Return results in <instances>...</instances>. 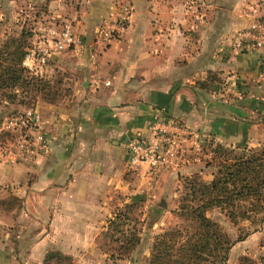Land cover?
<instances>
[{
	"label": "crops",
	"instance_id": "0c3cea01",
	"mask_svg": "<svg viewBox=\"0 0 264 264\" xmlns=\"http://www.w3.org/2000/svg\"><path fill=\"white\" fill-rule=\"evenodd\" d=\"M113 1L79 0L83 10L72 27L84 44L52 58L51 71L68 75L72 93L39 105L47 150L11 165L0 160V199L20 202L3 210L11 233L0 241V264H43L48 249L77 264L106 256L98 238L107 218L129 201V186H136L131 196L157 180L125 163L127 142L148 135L155 115L197 130L202 145L264 140V37L250 50L231 45L235 31L262 20L258 10L241 0H212L208 11L192 13L187 0H130L127 29L95 40Z\"/></svg>",
	"mask_w": 264,
	"mask_h": 264
},
{
	"label": "rangeland",
	"instance_id": "374dc122",
	"mask_svg": "<svg viewBox=\"0 0 264 264\" xmlns=\"http://www.w3.org/2000/svg\"><path fill=\"white\" fill-rule=\"evenodd\" d=\"M48 1L49 0H0V46L3 40L9 37L18 40L21 45H27L32 39V29L41 22L52 23L56 26H60L64 22H69L74 27L75 20L80 17V13L83 10L80 7L82 3H80L79 0H57L53 6L48 5ZM125 1L130 2V0H114L113 2L116 6ZM211 1L212 0H187V5L190 9V13L195 10L208 11L211 7V5H209ZM241 1L242 7L253 6L261 13V18L264 20V0ZM113 9L114 8L111 7L103 16L112 12ZM99 22L100 21L97 22L96 26ZM75 31L79 32L78 29ZM67 76L68 75L53 70L48 76L43 77V81L39 83H33L32 85H15L12 89L9 88L5 92H0V118L5 114L20 111L26 106L34 107L39 111V105L43 102H55L64 96L68 97L69 94L72 93V89L66 82V80H68V78H66ZM252 117L254 118L255 115ZM6 138L7 134L0 130V145L5 143ZM216 143L225 145L226 147H242L264 145V140L258 139V136L257 139L253 136L251 140L235 141V143L232 141L216 140L214 142L208 140L201 146V150L197 154L198 159H193V157H191L189 162L185 165L188 167L185 169L186 172L170 170L164 173H158L154 177L156 178L158 176L154 184L151 186L150 184L147 185V189H145L143 185H139L138 189L140 190L136 191L135 194L131 196L128 192L133 188L136 189V186H129V190L126 191L124 195L128 197L130 201H134L136 205L129 212L128 218L124 219V225L122 224L121 228L125 229L132 224H136L139 242L126 256L119 257L115 249H112L115 245L119 244V242L110 240L108 237L104 238L100 234L98 243L103 244L101 251L104 252L106 256L102 255V257H100L99 253H94V262L92 264H147L146 260L154 234L170 227H182L188 223L187 219L179 215L180 211L178 209L179 199L184 192L182 188L183 178L184 176L197 175L205 181L211 179L212 174L217 168L215 164L217 152L214 150ZM126 174L129 179H132L129 171H127ZM116 202L120 204L122 202V197H119V200L115 199L113 201L110 207L111 209L117 207ZM114 204H116V206ZM3 208L4 205L0 203V241L4 239V233L8 231L7 228H9L7 224L4 223L5 216L3 210L5 209ZM154 210L158 212L157 216L152 214ZM205 213L211 219L216 220L221 229L231 238L235 237L237 234L249 231L243 239L232 244L228 250L225 262L221 264H264V220L257 223V219H255V217H259L260 214H255L251 222L249 219H240L236 223H232L224 214L223 210L217 207H212L206 210ZM152 216L156 218L155 221L152 224H147V220ZM10 233L11 231H8L5 239L8 240ZM13 235H16V233ZM7 250H14L17 253L19 249L7 248ZM1 252L3 254L4 249H1ZM54 260L55 257H52L46 261L45 264H53L51 262ZM62 262L66 263V260ZM71 264L77 263L71 261Z\"/></svg>",
	"mask_w": 264,
	"mask_h": 264
},
{
	"label": "trees",
	"instance_id": "16d2710c",
	"mask_svg": "<svg viewBox=\"0 0 264 264\" xmlns=\"http://www.w3.org/2000/svg\"><path fill=\"white\" fill-rule=\"evenodd\" d=\"M25 46L13 37L3 40L0 46V92L15 85H32L43 81L42 78L29 76L21 67ZM207 78L213 79V76L208 75ZM198 84L206 86L205 81H198ZM214 150L217 152V168L211 179L205 181L197 175L183 178L184 192L179 199L178 209L179 215L188 223L154 234L147 264L224 263L232 244L243 239L249 231L229 237L216 220L206 215V210L212 207L223 210L232 223L240 219L251 222L255 214H260L255 217L257 223L264 220V145L226 147L216 143ZM0 203L4 205L3 209L19 207L20 204L14 195L0 199ZM135 205L134 201L123 202L107 218L105 229L101 231L104 238L119 242L112 248L119 257L126 256L139 242L136 224L121 228ZM152 214L157 216L158 212L154 210ZM154 216L147 220V224L155 221ZM102 245L98 244L100 250ZM52 257H55L51 262L53 264H71L70 255L55 249L46 250L43 263Z\"/></svg>",
	"mask_w": 264,
	"mask_h": 264
},
{
	"label": "built area",
	"instance_id": "2783aa9c",
	"mask_svg": "<svg viewBox=\"0 0 264 264\" xmlns=\"http://www.w3.org/2000/svg\"><path fill=\"white\" fill-rule=\"evenodd\" d=\"M132 13L129 1L117 4L95 27V40L105 41L124 32ZM32 39L24 47L20 65L29 76L43 78L51 71L52 58L66 49L83 46L82 34L69 22L60 26L41 22L32 29ZM264 37V20L253 19L234 32L231 45L236 50H250ZM107 83V81H104ZM148 135L130 139L126 144V167L142 168L149 177L166 170H180L190 158L197 159L202 137L197 130L178 119L155 115L147 124ZM0 130L7 134L0 145V160L15 164L33 159L48 148V137L39 111L26 106L0 118Z\"/></svg>",
	"mask_w": 264,
	"mask_h": 264
}]
</instances>
